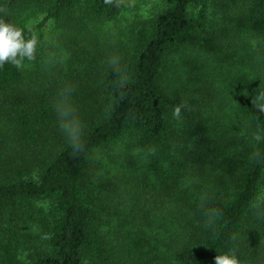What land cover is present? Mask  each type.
Wrapping results in <instances>:
<instances>
[{"label": "trees", "instance_id": "16d2710c", "mask_svg": "<svg viewBox=\"0 0 264 264\" xmlns=\"http://www.w3.org/2000/svg\"><path fill=\"white\" fill-rule=\"evenodd\" d=\"M162 1L121 50L94 28L122 0H0V19L38 41L0 67V264H264V0ZM211 1L240 5V21L208 32ZM22 6L42 13L28 25ZM58 119L84 125L81 152ZM100 150L113 167L99 183Z\"/></svg>", "mask_w": 264, "mask_h": 264}, {"label": "rangeland", "instance_id": "374dc122", "mask_svg": "<svg viewBox=\"0 0 264 264\" xmlns=\"http://www.w3.org/2000/svg\"><path fill=\"white\" fill-rule=\"evenodd\" d=\"M122 9L119 14V17L116 21L106 23L105 25L102 24H97L94 28V30H98L99 32H102L105 37H107V40H110L111 45H116L117 48L119 49H125L128 47L130 48V44L132 40L135 38L134 34H136L139 30L144 29L146 27V22L147 20L156 12L158 11L162 6H163V1L162 0H122ZM241 4V2H240ZM22 15L20 16V20H23L24 22H27L28 25L34 23L38 16L40 17V13H42L41 9L39 6H34V7H29V8H24L22 6ZM225 7H221L220 4L217 3V1H211L210 6L207 11L208 15V20L206 22V28L208 32H213V35H219L221 34V31L227 27L228 29L232 25H236L242 15V9L240 5L235 6L229 10H227V13H233L231 16H226L223 14V10ZM42 16V14H41ZM237 32V31H235ZM52 35L54 33H51ZM50 36V35H49ZM217 42V40L215 41ZM258 41L257 39L247 41L246 49L247 52H252L256 49H258ZM214 49H223L222 47H212ZM214 53H219V51H211L208 54L212 55ZM214 56V55H212ZM194 60V63L192 65V62ZM204 58L201 59V56H195L194 59L189 60V57L186 58V61L184 63L185 66L188 68L194 67L195 66V72L197 71L198 66L205 64ZM212 62H215L217 65L220 63V60L212 59ZM213 63H210L212 65ZM244 68L242 67L241 70ZM225 74L219 73L218 76L214 74L215 77H217V81H222L224 79ZM216 81V85L217 82ZM224 82H219L218 86H221ZM225 85V84H224ZM192 89V88H191ZM228 95H231L230 93H227L226 97ZM159 151H161V147L159 146ZM105 152H111V151H104L100 150L96 154L93 155V157L90 158V171L92 172V177L94 182H101L104 180V176L110 175L107 174L111 170L113 166H102V161H105ZM113 152V151H112ZM133 154V151L131 150H126L124 151V154H122L121 160H118V163H124L126 162L125 157H129L130 155ZM115 158V155H113ZM131 161V160H129ZM91 162H92V170H91ZM140 163H138L139 166ZM144 167H139L136 171V174L140 176V179L142 180L143 178V172H144ZM102 172V173H101ZM96 173V174H95ZM104 173V174H103ZM104 176H103V175ZM99 178H97V176ZM149 185L146 187L145 190V197L141 198V201L145 203V209H153L158 204L154 203L153 200H155V197H152L151 194H146V192H156L159 191V185L157 182L151 178L147 179L146 181ZM144 195V194H142ZM158 197V196H156Z\"/></svg>", "mask_w": 264, "mask_h": 264}, {"label": "clouds", "instance_id": "9594fccd", "mask_svg": "<svg viewBox=\"0 0 264 264\" xmlns=\"http://www.w3.org/2000/svg\"><path fill=\"white\" fill-rule=\"evenodd\" d=\"M38 41L35 36L26 38L22 30L11 23H7L0 19V67L5 63H10L17 68L22 66L25 59L31 61L35 58ZM74 91V89H72ZM264 98V93L257 99ZM259 110L264 112V104L257 105ZM187 109V101H181L180 104L174 106L173 115L180 117L181 109ZM56 113L59 112L55 108ZM62 117H66L67 113H61ZM59 122V128L65 135L69 146L72 148L73 154L79 153L84 148L83 135L84 125L77 121L74 126L68 122ZM215 264H241L240 260L233 255H216L214 257Z\"/></svg>", "mask_w": 264, "mask_h": 264}]
</instances>
